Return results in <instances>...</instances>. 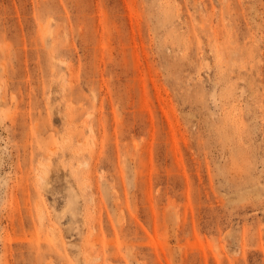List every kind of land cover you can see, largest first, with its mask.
<instances>
[{
  "label": "rangeland",
  "instance_id": "1",
  "mask_svg": "<svg viewBox=\"0 0 264 264\" xmlns=\"http://www.w3.org/2000/svg\"><path fill=\"white\" fill-rule=\"evenodd\" d=\"M0 264H264V0H0Z\"/></svg>",
  "mask_w": 264,
  "mask_h": 264
},
{
  "label": "bare ground",
  "instance_id": "2",
  "mask_svg": "<svg viewBox=\"0 0 264 264\" xmlns=\"http://www.w3.org/2000/svg\"><path fill=\"white\" fill-rule=\"evenodd\" d=\"M42 175V174H41ZM41 178H42V176H41ZM44 178V177H43Z\"/></svg>",
  "mask_w": 264,
  "mask_h": 264
}]
</instances>
